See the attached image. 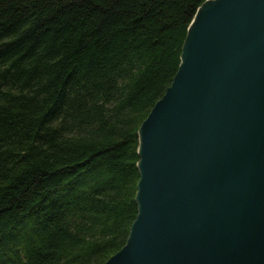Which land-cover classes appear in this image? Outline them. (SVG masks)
Wrapping results in <instances>:
<instances>
[{"label": "trees", "instance_id": "trees-1", "mask_svg": "<svg viewBox=\"0 0 264 264\" xmlns=\"http://www.w3.org/2000/svg\"><path fill=\"white\" fill-rule=\"evenodd\" d=\"M205 0H0V264H104L138 213V131Z\"/></svg>", "mask_w": 264, "mask_h": 264}, {"label": "water", "instance_id": "water-1", "mask_svg": "<svg viewBox=\"0 0 264 264\" xmlns=\"http://www.w3.org/2000/svg\"><path fill=\"white\" fill-rule=\"evenodd\" d=\"M138 155V213L104 264H264V0L198 7Z\"/></svg>", "mask_w": 264, "mask_h": 264}, {"label": "bare ground", "instance_id": "bare-ground-1", "mask_svg": "<svg viewBox=\"0 0 264 264\" xmlns=\"http://www.w3.org/2000/svg\"><path fill=\"white\" fill-rule=\"evenodd\" d=\"M174 79V78H173ZM167 91V90H166ZM164 96V95H163ZM138 135H139V131H138ZM138 148H139V146H138ZM139 156V155H138ZM137 168H138V166H137ZM139 171V170H138Z\"/></svg>", "mask_w": 264, "mask_h": 264}, {"label": "rangeland", "instance_id": "rangeland-1", "mask_svg": "<svg viewBox=\"0 0 264 264\" xmlns=\"http://www.w3.org/2000/svg\"><path fill=\"white\" fill-rule=\"evenodd\" d=\"M172 83V82H171ZM168 89V88H167Z\"/></svg>", "mask_w": 264, "mask_h": 264}]
</instances>
